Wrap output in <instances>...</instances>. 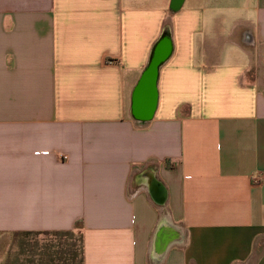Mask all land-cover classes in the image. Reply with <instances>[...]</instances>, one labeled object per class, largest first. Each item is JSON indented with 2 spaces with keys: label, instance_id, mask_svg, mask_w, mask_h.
I'll use <instances>...</instances> for the list:
<instances>
[{
  "label": "crops",
  "instance_id": "obj_1",
  "mask_svg": "<svg viewBox=\"0 0 264 264\" xmlns=\"http://www.w3.org/2000/svg\"><path fill=\"white\" fill-rule=\"evenodd\" d=\"M171 1L0 0V234L37 244L24 258L264 264V0Z\"/></svg>",
  "mask_w": 264,
  "mask_h": 264
},
{
  "label": "water",
  "instance_id": "obj_2",
  "mask_svg": "<svg viewBox=\"0 0 264 264\" xmlns=\"http://www.w3.org/2000/svg\"><path fill=\"white\" fill-rule=\"evenodd\" d=\"M184 0H172L171 9L178 10ZM172 43L168 30H164L151 49L148 61L137 79L130 98V112L142 123L153 118L158 102L157 80L160 67L170 57Z\"/></svg>",
  "mask_w": 264,
  "mask_h": 264
},
{
  "label": "trees",
  "instance_id": "obj_3",
  "mask_svg": "<svg viewBox=\"0 0 264 264\" xmlns=\"http://www.w3.org/2000/svg\"><path fill=\"white\" fill-rule=\"evenodd\" d=\"M20 234L21 233L14 234L18 238V242L20 244L19 245L20 250L19 252H17L16 259L10 264H83L82 252H81V256L78 253L77 249L74 250L75 252H72V250H70L71 248L69 247V243H67L68 246L66 247H63L62 244L60 243L62 251L61 250L53 251L51 244L45 243V245L42 246L40 253L38 254L40 256V259L37 258L36 261L31 255H29L26 256V258L20 260L19 255L23 257V254L26 251H29L32 255H37L36 254L37 244L29 246V244L27 243L28 238L26 239L21 236L23 234L21 235ZM68 235L70 234L68 233ZM27 245L29 246L30 250L26 248ZM79 250L81 251V248Z\"/></svg>",
  "mask_w": 264,
  "mask_h": 264
},
{
  "label": "rangeland",
  "instance_id": "obj_4",
  "mask_svg": "<svg viewBox=\"0 0 264 264\" xmlns=\"http://www.w3.org/2000/svg\"><path fill=\"white\" fill-rule=\"evenodd\" d=\"M240 11L238 12H234V14L236 16L241 15V9H239ZM261 76L264 74L263 73V68H261ZM264 76V75H263ZM33 234L32 236L30 235L29 238H36V235ZM37 238H41V236L37 235ZM28 237V236H27ZM27 239V238H26ZM19 242H18V238L12 234H0V264H10L11 262H13L16 257H17V252H19L20 250V246H19ZM24 257H22L21 255H19V259H23Z\"/></svg>",
  "mask_w": 264,
  "mask_h": 264
},
{
  "label": "built area",
  "instance_id": "obj_5",
  "mask_svg": "<svg viewBox=\"0 0 264 264\" xmlns=\"http://www.w3.org/2000/svg\"><path fill=\"white\" fill-rule=\"evenodd\" d=\"M263 177L262 176H258L257 178H256V183H261V181H263Z\"/></svg>",
  "mask_w": 264,
  "mask_h": 264
}]
</instances>
